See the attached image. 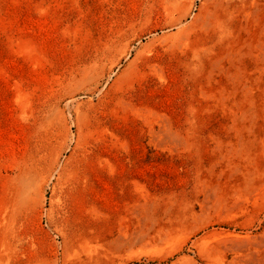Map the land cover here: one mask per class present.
I'll return each mask as SVG.
<instances>
[{
  "label": "rangeland",
  "instance_id": "rangeland-1",
  "mask_svg": "<svg viewBox=\"0 0 264 264\" xmlns=\"http://www.w3.org/2000/svg\"><path fill=\"white\" fill-rule=\"evenodd\" d=\"M0 264H264V0H0Z\"/></svg>",
  "mask_w": 264,
  "mask_h": 264
}]
</instances>
